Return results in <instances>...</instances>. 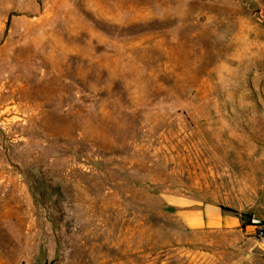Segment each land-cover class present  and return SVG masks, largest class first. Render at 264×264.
<instances>
[{
    "label": "rangeland",
    "instance_id": "1",
    "mask_svg": "<svg viewBox=\"0 0 264 264\" xmlns=\"http://www.w3.org/2000/svg\"><path fill=\"white\" fill-rule=\"evenodd\" d=\"M263 223L264 0H0V264H264Z\"/></svg>",
    "mask_w": 264,
    "mask_h": 264
},
{
    "label": "crops",
    "instance_id": "2",
    "mask_svg": "<svg viewBox=\"0 0 264 264\" xmlns=\"http://www.w3.org/2000/svg\"><path fill=\"white\" fill-rule=\"evenodd\" d=\"M175 214L183 223L192 229L207 228H235L239 226L238 217L221 212V209L213 204L186 201L184 198L174 197L167 200Z\"/></svg>",
    "mask_w": 264,
    "mask_h": 264
},
{
    "label": "trees",
    "instance_id": "3",
    "mask_svg": "<svg viewBox=\"0 0 264 264\" xmlns=\"http://www.w3.org/2000/svg\"><path fill=\"white\" fill-rule=\"evenodd\" d=\"M247 223H249V224H255V225H257V224H258V222H256V221H253V220H251V222L249 221V222H247ZM263 226H264V223H263ZM263 233H264V229H263Z\"/></svg>",
    "mask_w": 264,
    "mask_h": 264
},
{
    "label": "built area",
    "instance_id": "4",
    "mask_svg": "<svg viewBox=\"0 0 264 264\" xmlns=\"http://www.w3.org/2000/svg\"><path fill=\"white\" fill-rule=\"evenodd\" d=\"M258 233H259V236H263V230L262 229H260Z\"/></svg>",
    "mask_w": 264,
    "mask_h": 264
}]
</instances>
